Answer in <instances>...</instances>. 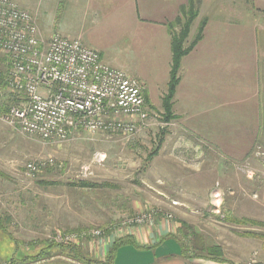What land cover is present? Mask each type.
<instances>
[{"label":"rangeland","instance_id":"374dc122","mask_svg":"<svg viewBox=\"0 0 264 264\" xmlns=\"http://www.w3.org/2000/svg\"><path fill=\"white\" fill-rule=\"evenodd\" d=\"M14 1L20 7L33 6L42 14L32 17L37 26L51 33L47 37L40 29L46 40L54 33L72 35L82 26V15H67L73 1L59 5L54 0L48 8L45 0ZM92 37L96 38L94 32ZM72 38L87 45L80 36ZM106 41L99 46L102 53L144 84L149 124L130 137L79 131L65 141L45 142L19 133L0 119V264H10L7 258L15 250L14 241L24 243L17 255L35 253L42 242L52 243L56 230H106L146 209L157 211L155 218L160 221L181 219L176 243L185 252L211 253L209 247L219 239L228 245L226 256L232 252L244 258L241 264L258 263L257 255L264 253V237L244 236L243 232L264 235V226L237 224L232 219L264 221V147L219 154L198 140L191 145L180 127L175 130L163 120L161 98L168 81L165 71L137 56L133 48L129 51L122 40ZM6 59L0 51L2 74L9 70ZM19 103V97L7 87L0 90V105ZM259 115L264 116L262 112ZM261 127L264 131V122ZM162 129L166 131L163 135ZM48 158L54 160L53 165L41 168L34 177L23 175L26 163ZM75 180L113 186L81 188L70 184ZM142 226L146 225L132 226L130 231ZM124 229L106 231V241L83 240L73 245H78L85 258H92V252L94 259H102L107 241L122 238L115 236ZM61 250L54 246L48 256L58 254L64 264H79Z\"/></svg>","mask_w":264,"mask_h":264},{"label":"crops","instance_id":"0c3cea01","mask_svg":"<svg viewBox=\"0 0 264 264\" xmlns=\"http://www.w3.org/2000/svg\"><path fill=\"white\" fill-rule=\"evenodd\" d=\"M53 1L45 0L46 7ZM68 1L73 2L67 15H82L83 27L72 35H61L80 36L99 51L105 63L115 68L119 67L99 46L106 40L107 43L122 40L129 51L133 48L137 56L165 71L167 80L171 63L167 24L194 15L187 40H192L200 26L202 37L181 59L180 79L172 104L175 117L169 124L174 129L180 127L191 145L198 140L219 154L249 150L256 145L264 147L261 127L264 116L259 115L264 114V0ZM55 2L61 5L65 0ZM22 7L32 15H42L33 6L22 4ZM41 31L47 37L51 35L46 28ZM93 32L96 38L92 37ZM262 183L264 192V177ZM160 219L153 226L138 227L123 236L133 239L134 244L117 248L112 264H241L244 261L236 253L226 256L228 245L219 239L211 245L222 248L225 261L211 259L208 253L185 252L176 243L181 219ZM111 242L109 239L105 244L103 255ZM90 256L95 258L92 252ZM256 258V262L264 264V253ZM61 259L58 254L45 255L35 264H64Z\"/></svg>","mask_w":264,"mask_h":264},{"label":"built area","instance_id":"2783aa9c","mask_svg":"<svg viewBox=\"0 0 264 264\" xmlns=\"http://www.w3.org/2000/svg\"><path fill=\"white\" fill-rule=\"evenodd\" d=\"M0 51L9 65L7 88L20 99L0 119L23 135L45 142L65 141L79 131L130 137L149 124L144 84L139 79L105 63L98 50L79 38L54 33L44 39L31 12L14 0H0ZM53 164L52 158L28 162L23 175L34 177ZM155 215L157 211L146 209L106 230H56L51 240L58 244L106 241V231L125 228L115 236L121 237L131 233L132 226H153Z\"/></svg>","mask_w":264,"mask_h":264},{"label":"trees","instance_id":"16d2710c","mask_svg":"<svg viewBox=\"0 0 264 264\" xmlns=\"http://www.w3.org/2000/svg\"><path fill=\"white\" fill-rule=\"evenodd\" d=\"M194 19V15H186L183 18H178L172 23L167 24L168 28V33L170 36V52H171V63H170V68H169V73H168V81L166 83V92L163 94L161 98V107L163 110V120L164 122H170L171 120L174 119L175 115L172 111V104H173V98L175 94V90L177 87V84L179 82V70H180V65H181V59L188 54L194 46L197 44V42L201 39L202 37V26L198 29L197 33L195 36L192 38V40L188 41V36L190 32V27L192 24V21ZM7 62V59H6ZM7 67L9 68L8 62H7ZM7 74H2L0 73V90L2 88L7 87ZM145 100H146V95H145ZM147 103V100H146ZM9 107L6 105H0V113H4L8 110ZM165 129H162L161 133L162 135L165 134ZM41 183L43 184H54L53 181H42ZM72 186H77L81 188H95V187H102V186H107V187H112L113 185L110 183H93L88 180H75L70 183ZM232 221L237 224L241 223H249L253 225L254 227H260L264 226V221L260 220H255V219H235L233 218ZM2 227V222H0V229ZM108 229V228H106ZM72 232V231H68ZM244 236H258V237H264V235L259 234V233H254V232H243ZM130 237H123L119 238L117 240H114L107 251L106 255L102 259H94V258H85L82 253H80V248L78 245H73V244H58L52 241V243H49L47 241L42 242L41 246L38 249H36L35 253H23L22 255H17L19 252L17 249L23 246L24 243L22 241H14L15 243V250L8 256V260L10 264H24V262H35L40 259H42L45 255L48 256V253L50 252L49 250L53 248L54 246L60 247L62 250L60 251L61 254L71 256L72 259L77 260L80 263L83 264H112L113 258L115 255V252L117 248L120 246L127 244V243H132L134 244V241H132ZM34 243V242H33ZM40 244V243H39ZM53 246V247H52ZM212 252L208 253L209 258L218 260V261H225V259L222 258L223 255V250L220 246L218 245H211L209 247ZM184 251V249H183ZM211 255V256H210ZM254 264H261V263H254Z\"/></svg>","mask_w":264,"mask_h":264}]
</instances>
